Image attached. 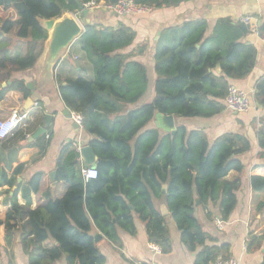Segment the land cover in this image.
<instances>
[{"label":"trees","instance_id":"trees-1","mask_svg":"<svg viewBox=\"0 0 264 264\" xmlns=\"http://www.w3.org/2000/svg\"><path fill=\"white\" fill-rule=\"evenodd\" d=\"M92 1L109 5L119 2L0 0V37L18 26L17 36L32 41L27 56L0 59V103L11 91L21 93L24 99L31 96L25 81L12 79V75L34 69L43 54V45L39 50L36 45L47 42L49 32L41 20L61 19L65 14L90 20L94 11L85 17L79 3ZM130 1L137 6L162 9L194 0ZM12 6L18 12L17 23L5 20L6 11ZM208 29V22L200 20L162 31L154 55L155 98L137 107L149 91L148 71L145 65L121 53L133 45L137 33L123 23L105 27L85 22L77 42L93 77L59 80L58 88L67 110L82 118L83 130L93 137L88 145L100 160L93 166L98 176L85 181L74 142L65 144L56 162L55 197L32 210L31 195L40 192L44 175L38 172L20 187L18 178L27 164L22 156L34 155L26 151L20 156L6 155L8 143L0 142V188L20 187L0 218L7 250L22 232L33 236L39 258L35 264L55 263L63 255L68 264H106L92 235V222L109 241L117 243L118 229L130 235L137 233V215L146 224L150 242L168 254L171 241L165 217L154 205L155 197L165 199L183 244L198 253L196 264L216 263L221 249L207 246V235L194 216L196 203L199 200L203 207L217 203L223 220L231 216L238 204L241 183L224 179L231 171L243 172L244 165L238 157L251 150V142L234 133L223 134L211 142L203 130H189L181 123L176 124L175 133L147 129L157 114L174 116L176 120L211 119L222 114L227 110L225 97L229 86L251 75L256 50L240 42L249 28L240 22L220 19L210 35ZM143 51L141 48L140 53ZM7 82L11 84L3 88ZM254 100L258 107H264V77L257 84ZM261 123L257 131L261 150L258 158L264 159V121ZM25 131L26 136L28 128ZM46 135H52V127ZM251 187L255 192L263 191L264 178L252 177ZM20 192L26 200L24 206L17 200ZM50 240L57 245L43 247Z\"/></svg>","mask_w":264,"mask_h":264},{"label":"crops","instance_id":"crops-1","mask_svg":"<svg viewBox=\"0 0 264 264\" xmlns=\"http://www.w3.org/2000/svg\"><path fill=\"white\" fill-rule=\"evenodd\" d=\"M245 16L254 18L256 32L249 31L240 42L255 48V67L249 77L235 81L234 84L250 93L252 97L251 110L245 114H235L226 110L211 119H175V122L176 124H185L189 130H203L211 142L226 133L241 134L251 142V150L238 157L244 165L243 172L231 171L224 179L228 183L235 180H240L241 183L237 192L238 204L231 216L227 220H223L217 203L209 204L206 207L201 204L196 206L194 216L207 235V246L221 249L217 260L235 258L239 264H264V190L255 192L251 187L252 177L264 178V159L258 158L261 150L257 138V131L262 126L261 122L264 121V107H258L254 100L257 84L264 77V0H194L184 2L177 7L150 9L148 12L136 16L123 17L100 10L92 12L88 19L93 24L105 27H116L119 23H123L137 33L133 45L122 50L121 53L130 55L132 61L142 63L148 71L149 91L136 105L138 107L151 103L155 98L154 55L156 43L162 31L188 22L205 20L208 22V34L210 35L218 20L230 19L236 24L242 23L241 20ZM6 19L18 22V12L14 6L6 11ZM45 22L46 20H41L44 26ZM1 26L2 24H0ZM18 30L19 28L16 26L9 34H3L0 37V59H10L19 55L27 56L31 53V39L19 38ZM48 32L50 36V31ZM42 45L44 52L34 69L12 75V79L24 80L27 85L33 84L31 96L24 99L21 93L11 91L0 103V119L9 118L14 109H19L29 115V125L26 128H17L13 136L0 142L8 143V147L5 149L6 155L14 153L20 156L22 151H26L30 156L34 155L31 158L22 156L24 160H27V164L22 175L18 178L20 187L25 186L36 173L42 172L44 175L40 192L31 195L32 210L47 204L55 197L57 182L56 179L52 180L51 174L57 172L56 162L62 147L73 141L80 154L81 166L86 167L81 150L83 147L89 146L88 143L93 138L83 128H77L75 121L65 114L67 108L60 97L58 88L59 80L66 82L78 77L88 79L93 77V70L86 61L80 44L77 41L74 42L54 66L46 61L48 41L44 44H37L36 49H41ZM141 48H144L142 53H140ZM218 71L220 70L218 69ZM10 84L11 82H7L2 87L6 88ZM29 99H31V103L26 107ZM134 108L136 107L129 106V109ZM48 115L53 116L48 127V129L52 127V135L49 137L45 134L46 137L43 135L30 141L33 135L45 126ZM27 128L29 132L25 136ZM147 129H158L156 117L149 123ZM20 187L15 186L11 189L4 186L0 188V218L5 215L13 202L14 192ZM17 200L22 206L26 204L21 192L18 194ZM153 201L156 209L165 217L171 251L164 254L159 245L150 242L146 224L137 215H134L137 233L130 235L118 229L120 241L117 243L109 241L92 222V235L94 238L98 234L101 236L99 241H95L106 259V264H196L198 253L191 252L183 244L181 233L171 216L165 199L154 197ZM27 221L28 218L23 222L24 227H27ZM25 230L28 231V229ZM56 245L57 242L50 240L43 244V247L53 248ZM201 249L200 247L198 250ZM10 259L13 264L38 263V249L33 242V236L23 235L22 232H19L7 250L1 228L0 264H11ZM40 264H68V262L66 256L63 255L55 263L45 261Z\"/></svg>","mask_w":264,"mask_h":264},{"label":"built area","instance_id":"built-area-1","mask_svg":"<svg viewBox=\"0 0 264 264\" xmlns=\"http://www.w3.org/2000/svg\"><path fill=\"white\" fill-rule=\"evenodd\" d=\"M151 8L137 6L130 0H119L116 5H109L103 2H88L82 5V10L100 11L115 13L118 16H136L148 12ZM241 22L249 28L251 32H256L254 18L245 16ZM225 104L228 111L235 114L248 113L252 108V97L250 93L235 84H231L225 97ZM72 119L80 127H82V118L79 115L72 114ZM29 115L19 109H14L9 118L0 119V141L6 140L13 136L19 127L26 128L28 126ZM82 176L85 181L95 180L98 176L97 169L94 167H83ZM215 264H239L235 258L219 259Z\"/></svg>","mask_w":264,"mask_h":264},{"label":"water","instance_id":"water-1","mask_svg":"<svg viewBox=\"0 0 264 264\" xmlns=\"http://www.w3.org/2000/svg\"><path fill=\"white\" fill-rule=\"evenodd\" d=\"M79 7L82 10V5L79 3ZM106 12V10H103ZM116 15L115 13H112ZM83 15L87 17L89 15V11L83 10ZM117 16V15H116ZM85 22L90 23V20L80 19L79 16H75L74 14H65L61 19H52L46 20L45 28L50 31V36L48 39L47 45V53H46V61L51 64H57L60 59H62L63 54L67 51V49L76 42L84 32V24ZM68 57V56H67ZM220 72V71H218ZM5 87V86H4ZM27 87L31 90L33 84H28ZM31 103V99L27 100V105ZM65 114L72 118V113L69 110L65 111ZM53 116H46L45 126L41 127L30 139V141L36 140L41 136L47 133V129L51 123ZM156 125L157 128L166 132V133H175L176 132V122L174 116H165L162 114L156 115ZM77 128L79 126L75 125ZM81 155L84 160V164L86 167H93L99 163V159L96 157L91 146H85L81 150ZM57 176V172H53L51 174L52 180H55ZM56 185V182L54 186ZM166 191V186L163 187V192ZM200 205V201L197 200L196 206ZM101 236L98 234L95 236V240L99 241Z\"/></svg>","mask_w":264,"mask_h":264}]
</instances>
